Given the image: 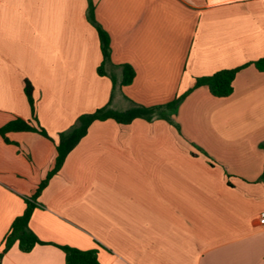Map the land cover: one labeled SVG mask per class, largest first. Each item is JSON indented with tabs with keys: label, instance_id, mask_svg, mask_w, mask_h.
I'll return each mask as SVG.
<instances>
[{
	"label": "crops",
	"instance_id": "0c3cea01",
	"mask_svg": "<svg viewBox=\"0 0 264 264\" xmlns=\"http://www.w3.org/2000/svg\"><path fill=\"white\" fill-rule=\"evenodd\" d=\"M109 35L103 62L99 32ZM264 0H0V251L54 170L59 135L110 103L163 105L193 89L173 120L96 121L38 198L31 230L1 264H65L59 246L99 248L101 264H264ZM135 78L122 86L123 66ZM242 67L234 92L196 79ZM35 125L37 123L33 122ZM100 245V246H99Z\"/></svg>",
	"mask_w": 264,
	"mask_h": 264
},
{
	"label": "trees",
	"instance_id": "16d2710c",
	"mask_svg": "<svg viewBox=\"0 0 264 264\" xmlns=\"http://www.w3.org/2000/svg\"><path fill=\"white\" fill-rule=\"evenodd\" d=\"M89 19L98 29L101 50L103 54V62L98 68V73L102 76L110 77L113 82V87H115L117 81L115 75L108 73L105 69L106 64L111 62V45L109 35L97 24L94 18L93 7H91L89 10ZM253 64L260 72H264V57L258 59ZM241 68L242 67L225 69L218 71L211 76L197 78L195 87L207 86L213 96L217 98L228 97L234 92L233 83L237 73L241 70ZM134 78V69L130 65H124L121 85H130ZM192 90L193 89L181 96L176 97L173 101L167 104L144 106L134 103L129 110L124 112L113 110L109 103L108 105L99 108L92 113L82 115L74 127L60 133L56 146L57 159L55 168L48 174L47 178L38 186L36 191L30 197L24 198L26 203L25 212L13 221L11 230L3 239L2 248L0 251V264L2 263L4 255L9 252L15 244H18L19 250L23 253L31 252L37 245L46 244L39 239V237L31 230L29 226L33 212L37 208H40L38 198L46 188L49 180L60 171L69 153L79 144L83 137L86 136L89 127L94 122L114 120L117 123L129 124L137 119H144L149 122L155 119H163L170 124L175 125L180 130L179 125H177L173 120V115L177 113L179 105ZM33 92V85L30 81H26L25 93L31 107L32 120L28 121L21 118H16L2 127L0 129V134L4 137L6 142H10L7 137V133L23 131L36 132L45 138L53 140L48 132L38 124L36 103ZM34 121L37 123V125L33 123ZM59 248H61L65 254V264H101L99 261L98 247L91 250H81L75 247L62 245L59 246Z\"/></svg>",
	"mask_w": 264,
	"mask_h": 264
},
{
	"label": "built area",
	"instance_id": "2783aa9c",
	"mask_svg": "<svg viewBox=\"0 0 264 264\" xmlns=\"http://www.w3.org/2000/svg\"><path fill=\"white\" fill-rule=\"evenodd\" d=\"M260 223H261V224H264V212L261 214Z\"/></svg>",
	"mask_w": 264,
	"mask_h": 264
},
{
	"label": "rangeland",
	"instance_id": "374dc122",
	"mask_svg": "<svg viewBox=\"0 0 264 264\" xmlns=\"http://www.w3.org/2000/svg\"><path fill=\"white\" fill-rule=\"evenodd\" d=\"M173 126H175V125H173ZM176 127V126H175ZM177 128V127H176ZM177 131L179 132V134H181V131L177 128Z\"/></svg>",
	"mask_w": 264,
	"mask_h": 264
}]
</instances>
